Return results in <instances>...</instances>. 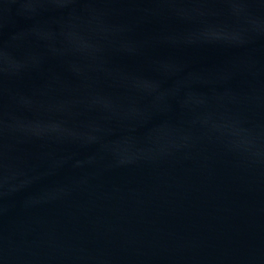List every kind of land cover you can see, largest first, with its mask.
<instances>
[{
	"label": "water",
	"instance_id": "obj_1",
	"mask_svg": "<svg viewBox=\"0 0 264 264\" xmlns=\"http://www.w3.org/2000/svg\"><path fill=\"white\" fill-rule=\"evenodd\" d=\"M0 264H264V0H0Z\"/></svg>",
	"mask_w": 264,
	"mask_h": 264
}]
</instances>
